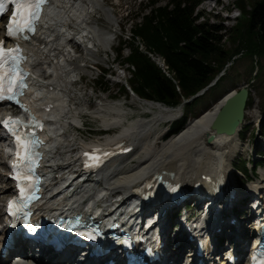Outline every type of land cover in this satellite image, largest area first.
Segmentation results:
<instances>
[{
  "label": "bare ground",
  "instance_id": "bare-ground-1",
  "mask_svg": "<svg viewBox=\"0 0 264 264\" xmlns=\"http://www.w3.org/2000/svg\"><path fill=\"white\" fill-rule=\"evenodd\" d=\"M106 1L52 0L39 33L33 37L27 47L30 67L33 69V75L36 78L28 103L38 113L43 111V109L48 111L42 116L46 121H53L50 124L47 135L50 138L46 146V150L48 151L46 152L47 166L43 168V171L48 175L57 177L64 175L66 172L76 174V170L74 169L77 168L76 163L78 160L75 159V150L78 148L85 149L88 143H95V141L102 146L116 143H125L126 146H132L133 150L129 157L135 154L138 155L141 152L137 167L128 171L126 168L120 166L125 157L117 158L84 184L76 185L75 196L67 198L63 205L64 207L71 206L72 208L83 210L84 207L81 205V200L86 197L87 199H91L92 202H96L99 207L103 208L104 212L109 211L108 215L116 213L118 209L125 210L124 212L127 214L125 220L127 218H134L133 225L135 226L137 224L135 221H138L136 215L143 209V206L136 213H132V211L128 212L127 207H123L126 201L122 202V200H124V196L127 193L139 186L144 179L150 177L156 171L165 176L167 175L168 178L176 179L183 187L199 181L202 175L213 177L221 173L224 176V180L229 181L230 188L232 186L231 179L233 174L231 160L237 153V147L239 148V132L242 131L244 122L239 127L237 133L231 136L216 134L215 131L211 130V122L224 102L222 98L220 105L214 112L205 113L201 117L194 118L195 120L192 119L194 120L192 123H190V120L180 134L172 136L167 139L168 141L164 140L158 149H152L148 147L147 142L153 133L154 126L160 122L170 123L179 118L182 112V108H166L155 104L161 106V110L152 119L148 121L135 120L133 123H129V126L121 134L114 135L113 137L77 144V141L74 140L77 131L75 130L73 131L74 134H71L68 130L69 126L78 124L80 119L76 115L77 108L81 107L80 95L78 94L79 91L75 90L76 83L73 77L77 71L84 68L77 62L81 57L80 53L85 52L88 58H93V56L97 55L99 48L103 49L110 44V33H104L101 30L98 20L94 15L96 11H102L108 22L112 23V15L103 5ZM90 45L93 47L92 49H89ZM70 49H74L75 52L73 53L75 54ZM149 57L163 71L165 70L166 67L163 61H160L156 54H149ZM101 103L91 113L101 119L106 127L123 126L126 122L125 120H127V114L124 113L125 111H123L122 107L103 104L104 102L102 101ZM245 115L246 112L244 117ZM5 143V140L0 138V169H3L5 165ZM141 144H144V148L142 147V151H139ZM49 165L56 166V168L50 170ZM194 167L196 168L195 170ZM2 177H5V175L0 172V184H2ZM5 184H7L6 180ZM6 188L9 190H6ZM257 190L263 194L259 212L264 217V187L260 184L250 183L247 192H243V194H251ZM5 191L10 193L11 188L6 185ZM229 191L227 190L226 194ZM6 192L0 191V202L7 196ZM49 203V206L54 204L53 200ZM220 204H216V212L218 213V220L215 221L216 224L221 223L220 216L228 214ZM112 207L115 208L111 210ZM169 207L168 202L158 205L155 209L157 212L151 218L160 210L167 213L170 209ZM84 211V213H87L86 210ZM121 214L119 213L118 215L121 217ZM163 217L162 214L161 217L155 220L159 221L161 225L164 223L162 221ZM123 219L121 217V220ZM169 222L166 219L165 225L163 224L165 231L163 234L165 235L167 234L165 228ZM212 224V221L211 223L203 221L201 229H196L194 226L191 228L197 235H200L203 229L208 228ZM224 226L227 227V229L224 227L226 239L236 236L232 239L242 245L240 252H243L247 244L244 242L247 239L241 238L243 234L242 227H244L243 223H240V226L236 230L226 223ZM255 229L253 228L252 230L255 231ZM180 233L181 231H178L174 237V243L181 236ZM178 241H181V239ZM166 242L171 243L168 239ZM80 255L81 253H71L62 256V254L56 253V258L53 259L52 264H75L79 261ZM185 255L183 246L176 249H173V246H171L166 251L167 260L170 261L171 259V264H185ZM187 255L189 256V254ZM209 256V251H207V258ZM6 261L7 257L5 260L0 258V264H6ZM191 263L189 262L188 264Z\"/></svg>",
  "mask_w": 264,
  "mask_h": 264
},
{
  "label": "trees",
  "instance_id": "trees-1",
  "mask_svg": "<svg viewBox=\"0 0 264 264\" xmlns=\"http://www.w3.org/2000/svg\"><path fill=\"white\" fill-rule=\"evenodd\" d=\"M202 2L168 0L165 5H159V0H149L146 13L145 9H141L134 17L138 22L131 29L130 40L119 41L116 50L117 58H121V63L127 65L130 72L129 87L140 99L177 108L183 100L204 90L201 95L184 104L181 117L169 126L168 138L180 134L186 128L192 106L225 80L227 69L233 66L237 58L244 56L252 63L254 76L249 80L252 83L257 79L258 61L264 59V0L252 4L248 11L244 1L238 0L236 7L240 17L229 30L221 23L208 22L206 14L199 11ZM227 33L230 36L226 37ZM225 39L229 40L233 48H223ZM137 42H142L147 49L163 57L172 79L165 76L139 50ZM125 50L126 56L123 55ZM221 72L223 74L218 80L209 86ZM105 76L106 73L102 72L97 81L102 91L108 87ZM121 89L127 93L124 86ZM258 134L264 138V121L260 124ZM243 136L242 130L239 137ZM255 151L259 158L255 162L251 160L250 169L246 161L241 162L240 166L235 165L236 170L243 172L246 181L255 176L261 164L258 161L264 162V150L258 147Z\"/></svg>",
  "mask_w": 264,
  "mask_h": 264
},
{
  "label": "rangeland",
  "instance_id": "rangeland-1",
  "mask_svg": "<svg viewBox=\"0 0 264 264\" xmlns=\"http://www.w3.org/2000/svg\"><path fill=\"white\" fill-rule=\"evenodd\" d=\"M148 1L149 0H107L103 3V5L105 9L112 15V23L108 22L102 11H96L94 14L98 20V25L100 26L101 30H103L104 33H110L111 40L109 46L103 49L99 48L97 50V55L93 56V58H88L84 52L80 53L81 57L77 60V62L82 67H84L83 69L77 71L73 77V80L79 77V82L75 84V90L79 91L78 94L80 95L81 107L77 108L76 115L80 118L79 122H83L84 124V128L77 132L74 136V140L77 141V144H83L92 140H104L108 137L121 134L123 130L129 126V123L131 124L135 120L148 121L149 119L155 117V115H157L161 110V106L155 105V103L152 104L150 102H142L130 91L127 93L123 92V89L121 88H123L125 85L128 87L129 85L130 72L128 71L126 65L121 63V58H117L116 56V50L119 46L118 42H128L130 40L129 38L131 35V29L133 25L138 22V20H135L134 17H136L141 9L146 8ZM167 1L168 0H159V5H165ZM215 1H217L219 4ZM243 1L246 6V11H248L252 4L259 0ZM220 4L223 7H221ZM225 7H227L228 11L231 12L234 8H237L236 2L231 0H206L199 6V11L206 14L205 18L209 23L222 24V21H224ZM146 11L147 9L144 10L145 13ZM232 14L236 15L238 14V11L234 10V13ZM236 20L231 23H224L222 25L227 30H229L235 25ZM228 36H230V33H227L226 37ZM223 48L231 49L233 48V45L228 39H225ZM126 53L127 51L125 50L123 55L126 56ZM251 65L252 63L248 58L244 56L237 58V61L233 64V66L227 69V74L224 76L225 80L219 83V86L213 91L200 97L197 103L192 106L188 119L191 120L190 123H192V121L195 120L194 118L199 116L201 117L205 113L208 114L209 112H214L215 109L220 105V100L230 90H237L243 85L247 86L250 90V94L246 105V115L244 117V125L242 129L244 136L239 137V148L237 147V153L232 157L231 164L233 167H235V165L238 166L241 162L246 161L248 162L247 165L249 169L251 168V160H257L259 158L255 149L259 147L261 150H264V142L259 139L261 136L257 133V128L259 127L257 124H261L264 121V59L258 61L257 79H255L253 83L249 81L254 76L251 71ZM102 72L107 74L104 81L108 82V87L105 91H102L97 84ZM222 74V72L219 73L212 80L210 85L214 84ZM117 80L121 83H116ZM200 94L201 92L196 96ZM101 101L104 102L103 104H110L112 106L118 105L122 107L123 111H125L124 113L127 114V120H125L126 122L123 126L120 125L119 128L113 127V130L108 132L103 131V129L106 127L103 121L91 113L95 110L97 105L102 104ZM79 122L77 125L80 124ZM170 123L160 122L154 126L153 133L147 142L148 147L152 149H158L159 145L163 144L165 140L163 136L166 135ZM68 130L72 134L76 129L69 126ZM141 145L139 151H142V147L144 148V144L142 146ZM140 157L141 152H139L138 155L135 154L132 157L124 158V161L120 166H122V168H126L128 171L132 170L133 168L137 167ZM258 163L261 164L256 169L255 177L248 178V180L251 182H246L244 175L242 174L243 172L235 170L236 173L234 172V179L240 186L238 191L239 194H241L240 191L247 192V188L250 183L260 184L262 187H264V162L258 161ZM4 169L5 165L3 169H0L2 174ZM195 169L196 168L194 167V170ZM1 180L2 184H0V191L6 192L5 177H2ZM6 190L9 189L6 188ZM10 193H7L6 195L8 196ZM242 195H239L238 198ZM7 196L5 198H7ZM2 202H0V204ZM242 209L243 210L240 211V216L245 223V226L242 227V230L244 228L245 238H248L250 233H247V230L251 229V225L249 224L251 219V216L249 215L250 209ZM0 210L2 211V205H0ZM179 239L180 237H178L177 240ZM172 240V236H170L168 241L172 242Z\"/></svg>",
  "mask_w": 264,
  "mask_h": 264
},
{
  "label": "snow or ice",
  "instance_id": "snow-or-ice-1",
  "mask_svg": "<svg viewBox=\"0 0 264 264\" xmlns=\"http://www.w3.org/2000/svg\"><path fill=\"white\" fill-rule=\"evenodd\" d=\"M46 2L47 0H0V15L8 11L9 3L14 5L10 22L7 25V35L15 38L17 42L21 39H28L27 35L22 36L21 34L35 32L42 6ZM25 59L19 47L6 50L0 43V100H15L16 103H19L18 97L23 94V90L27 87L25 83L26 74L20 67ZM24 107L27 110L26 106ZM0 123L8 129L15 140L17 159L16 163L13 164V175L14 179L18 181L20 200L26 201L29 198L28 190L33 187L30 181L33 180L31 175L33 165H35L33 149L37 141L30 139L29 133L21 131L28 125L19 119L8 117ZM20 200L9 203L11 214L15 215L17 211L22 209V205L18 207Z\"/></svg>",
  "mask_w": 264,
  "mask_h": 264
},
{
  "label": "water",
  "instance_id": "water-1",
  "mask_svg": "<svg viewBox=\"0 0 264 264\" xmlns=\"http://www.w3.org/2000/svg\"><path fill=\"white\" fill-rule=\"evenodd\" d=\"M248 96L249 89L245 85L239 87L237 90H230L225 94L223 96L224 102L211 122V130L215 131L216 134L226 136L237 133L239 127L244 122ZM187 102L183 101L178 108H181L183 103Z\"/></svg>",
  "mask_w": 264,
  "mask_h": 264
}]
</instances>
